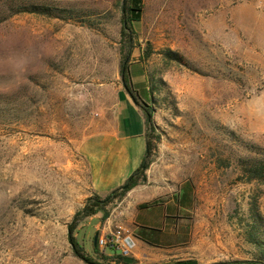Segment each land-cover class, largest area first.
<instances>
[{"label":"rangeland","instance_id":"1","mask_svg":"<svg viewBox=\"0 0 264 264\" xmlns=\"http://www.w3.org/2000/svg\"><path fill=\"white\" fill-rule=\"evenodd\" d=\"M10 1L0 0V18ZM37 1L75 8L94 27L32 14L0 23V99L11 102L0 113V264H88L69 225L92 194L88 146L125 90L122 0ZM136 30L132 77L153 92L161 136L151 180L192 185L196 196L187 238L153 264L254 260L247 236L253 212L264 222V183L250 182L239 159L264 148V0H144ZM108 217L80 225L88 251L110 234L94 228Z\"/></svg>","mask_w":264,"mask_h":264},{"label":"crops","instance_id":"2","mask_svg":"<svg viewBox=\"0 0 264 264\" xmlns=\"http://www.w3.org/2000/svg\"><path fill=\"white\" fill-rule=\"evenodd\" d=\"M146 134V120L141 110L125 90L120 91L113 105L112 124L87 149L92 189L90 197H107L140 168L147 153ZM147 175L148 182L130 191L113 208L103 226L102 223L94 226L102 234L120 227L134 234L137 247L131 258L136 264H153L165 248L186 239L192 226L188 215L196 204V196L188 184L180 189L170 188L165 181L153 182L150 169ZM155 200L158 201L157 206L140 208ZM101 217L102 214H98L90 221H97Z\"/></svg>","mask_w":264,"mask_h":264},{"label":"trees","instance_id":"3","mask_svg":"<svg viewBox=\"0 0 264 264\" xmlns=\"http://www.w3.org/2000/svg\"><path fill=\"white\" fill-rule=\"evenodd\" d=\"M9 10V16L20 14H32L37 16H43L52 19H59L64 21H82V23L88 24L90 28L94 27L93 24L87 18V14L75 8L60 7L59 5L50 4L48 2H39L37 0H12L7 3ZM144 15V0H122L121 4V65L120 74L123 82V86L127 94L132 98L137 107L141 110L147 125V153L146 157L138 170H136L132 176L118 189L114 190L110 195L105 198H101L97 195L90 197L87 200L84 208L78 212L69 225V241L72 246L74 255L85 261L88 264H128L126 258L114 253L112 256H108L101 252L98 242L93 244L88 251L86 245L78 241L76 233L80 225L89 218H92L98 214H102L103 217L110 215L111 208H114L117 204L121 203L128 193L134 188L144 185L148 182L147 172L154 162L155 155L158 151V145L161 141V136L158 133L157 126L153 121L154 117V99L153 92L148 87L145 89L142 85H137L133 81L131 70V58L135 51L140 48L138 43V32L136 25L141 22ZM7 18H0V23ZM142 51L141 59L145 61L153 54L151 46H147ZM166 57L178 63H182L181 57L174 52H165ZM141 94L144 96L142 97ZM11 102L7 99H0V113L8 110ZM248 157L240 158V166L245 175L248 176V180L260 181L264 183V148L251 147ZM190 189H193L192 185H187ZM158 205V201L145 203L140 206L141 209H149ZM254 224L252 230L248 233L247 241L254 248L255 259L248 262H235L229 264H264V233L263 218L253 212ZM145 230V229H144ZM157 232L155 230H149ZM136 261L134 260V263ZM160 264H199L194 259L166 262ZM214 264H227V263H214Z\"/></svg>","mask_w":264,"mask_h":264},{"label":"built area","instance_id":"4","mask_svg":"<svg viewBox=\"0 0 264 264\" xmlns=\"http://www.w3.org/2000/svg\"><path fill=\"white\" fill-rule=\"evenodd\" d=\"M100 248H108L124 258H131L137 247V240L134 234L124 228H117L108 236H101L97 239Z\"/></svg>","mask_w":264,"mask_h":264},{"label":"water","instance_id":"5","mask_svg":"<svg viewBox=\"0 0 264 264\" xmlns=\"http://www.w3.org/2000/svg\"><path fill=\"white\" fill-rule=\"evenodd\" d=\"M95 241L97 242V238H96ZM126 262H127L128 264H133V263H134V259H133V258H126Z\"/></svg>","mask_w":264,"mask_h":264}]
</instances>
